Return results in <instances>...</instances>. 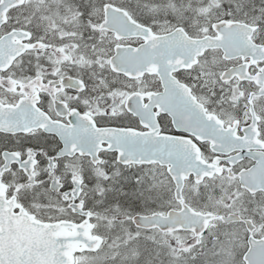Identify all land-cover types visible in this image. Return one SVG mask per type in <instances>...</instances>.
<instances>
[{
	"label": "snow or ice",
	"instance_id": "obj_1",
	"mask_svg": "<svg viewBox=\"0 0 264 264\" xmlns=\"http://www.w3.org/2000/svg\"><path fill=\"white\" fill-rule=\"evenodd\" d=\"M0 264H264V0H0Z\"/></svg>",
	"mask_w": 264,
	"mask_h": 264
}]
</instances>
